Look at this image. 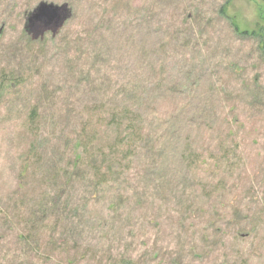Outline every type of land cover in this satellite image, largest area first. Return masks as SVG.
I'll use <instances>...</instances> for the list:
<instances>
[{
  "label": "rangeland",
  "instance_id": "1",
  "mask_svg": "<svg viewBox=\"0 0 264 264\" xmlns=\"http://www.w3.org/2000/svg\"><path fill=\"white\" fill-rule=\"evenodd\" d=\"M0 264H264V0H0Z\"/></svg>",
  "mask_w": 264,
  "mask_h": 264
},
{
  "label": "water",
  "instance_id": "2",
  "mask_svg": "<svg viewBox=\"0 0 264 264\" xmlns=\"http://www.w3.org/2000/svg\"><path fill=\"white\" fill-rule=\"evenodd\" d=\"M59 11L63 12V15L58 18ZM70 15L69 9L66 8V5L57 6L52 3H47L41 1L37 6L30 12L28 16L29 21L34 20H47L51 21L54 18H57V21L54 26L53 32L57 30L65 22L67 17Z\"/></svg>",
  "mask_w": 264,
  "mask_h": 264
},
{
  "label": "trees",
  "instance_id": "3",
  "mask_svg": "<svg viewBox=\"0 0 264 264\" xmlns=\"http://www.w3.org/2000/svg\"><path fill=\"white\" fill-rule=\"evenodd\" d=\"M236 30H237V29H236ZM86 144H87L86 141H84V142L81 143V145H83V146H85ZM98 153L102 154L103 152H100V151H99ZM102 157H103V156H102ZM80 161H81V159H80Z\"/></svg>",
  "mask_w": 264,
  "mask_h": 264
}]
</instances>
